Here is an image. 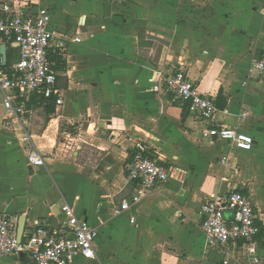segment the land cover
<instances>
[{
  "label": "crops",
  "instance_id": "crops-1",
  "mask_svg": "<svg viewBox=\"0 0 264 264\" xmlns=\"http://www.w3.org/2000/svg\"><path fill=\"white\" fill-rule=\"evenodd\" d=\"M10 1L17 0H0ZM30 1L48 9L59 35L80 42L60 49L56 39L49 50L63 105L35 97L21 118L44 166H27L19 128L0 127V214L42 219L58 216L66 202L98 232L97 258L80 262L222 264L200 230L199 206L235 189L251 198L262 232L256 262L239 249L227 264H264V69L253 65L264 61L263 0ZM170 65L183 66L222 106L217 123L255 139L251 152L199 137L185 108L163 96L160 71ZM5 116L2 99L0 122ZM138 139L161 155L172 178L136 212L114 217L132 191L125 167Z\"/></svg>",
  "mask_w": 264,
  "mask_h": 264
},
{
  "label": "built area",
  "instance_id": "built-area-1",
  "mask_svg": "<svg viewBox=\"0 0 264 264\" xmlns=\"http://www.w3.org/2000/svg\"><path fill=\"white\" fill-rule=\"evenodd\" d=\"M59 34L52 26L48 9L30 0L0 2V47L6 46L11 54H6L5 67L0 56V92L6 113L0 127L6 133H14L19 128L18 140L26 152V164L30 169L43 167L45 162L24 130L21 118L27 114V106L35 97L53 102L55 106L63 105V95L56 88L58 76L49 60V50L56 39L60 40V49L80 42L79 38L70 40ZM253 65L258 73L264 69V61ZM160 84L164 94L173 103L184 107L198 124L201 139L223 141L243 152L253 150L255 139L252 136L237 127L216 122L218 114L226 111L218 110L215 98L202 94L183 66L176 70L171 68L168 72L167 68L161 70ZM125 178L132 191L113 207L114 217L136 212L144 199L169 182L172 171L145 141L138 139L131 148ZM58 213V216L51 214L42 219L26 217L20 242L16 239L19 216L0 214V262L7 257L29 264H75L78 259L95 260L97 230L87 219L77 216L66 202L59 206ZM199 215L206 244L219 248L222 264H227L230 253L239 249L253 262L257 261L255 252L261 225L248 195L235 189L213 194L200 203ZM130 223H134L133 218Z\"/></svg>",
  "mask_w": 264,
  "mask_h": 264
},
{
  "label": "rangeland",
  "instance_id": "rangeland-1",
  "mask_svg": "<svg viewBox=\"0 0 264 264\" xmlns=\"http://www.w3.org/2000/svg\"><path fill=\"white\" fill-rule=\"evenodd\" d=\"M17 1H19V2H21V1H23V0H17ZM184 0H180L179 2L180 3H182ZM202 1H206V0H202ZM174 7L175 8H178L179 7V3L177 4V3H175V5H174ZM176 10V9H175ZM178 10V9H177ZM176 10V13L174 14L176 17V20L178 19V13H181V12H178ZM189 11V10H188ZM203 12H205V10H203ZM203 12H200V15H201V13H203ZM201 16H203V15H201ZM237 24H238V22H235L234 24H232V26H233V28H236L237 27ZM252 30V29H251ZM154 46H157V49H160V44H158L157 42L156 43H154ZM169 51H170V53H171V51H172V49H169ZM184 51V50H183ZM171 68H173V70H176L177 69V67L175 66V67H173V66H168V68H167V72L168 71H170L171 70ZM160 86H161V84H159ZM163 96H166V97H169V96H167V95H165L164 93H163ZM169 99H170V97H169ZM1 100H2V94H1V92H0V103H1ZM171 100V99H170ZM171 102V101H170ZM175 104V103H174ZM218 108V107H217ZM218 110H220L219 108H218ZM156 156L159 158V159H161L162 160V158H161V155L160 154H156ZM164 161V160H163ZM165 162V161H164ZM48 178H50L49 176H48ZM51 179V178H50ZM60 188V190L63 192V193H66V190L65 189H63V187H59ZM55 189H56V191L57 192H59V190H58V187H55ZM77 192H78V190H77ZM82 195H84V196H86V194H82ZM64 202H62V203H59L58 204V206H61L62 204H63ZM76 207L78 208V209H80L81 207H82V204L81 203H77L76 204ZM89 219H92V218H90V214H89ZM95 220V218L93 219V221ZM78 261V263H76L75 262V264H99L98 262H93V261H90V262H80L81 260H77Z\"/></svg>",
  "mask_w": 264,
  "mask_h": 264
},
{
  "label": "water",
  "instance_id": "water-1",
  "mask_svg": "<svg viewBox=\"0 0 264 264\" xmlns=\"http://www.w3.org/2000/svg\"><path fill=\"white\" fill-rule=\"evenodd\" d=\"M7 48L6 46L0 47V56L2 58V66L5 67L7 65ZM228 217L230 215H227ZM24 222H25V216H21L18 221L17 225V232H16V239L18 242L21 241L22 233L24 230Z\"/></svg>",
  "mask_w": 264,
  "mask_h": 264
},
{
  "label": "trees",
  "instance_id": "trees-1",
  "mask_svg": "<svg viewBox=\"0 0 264 264\" xmlns=\"http://www.w3.org/2000/svg\"><path fill=\"white\" fill-rule=\"evenodd\" d=\"M43 101V100H42ZM216 105H217V107L219 108V109H222V106L221 105H219V104H217V101H216ZM261 232H262V229H261ZM260 235H261V233H260ZM260 237V236H259Z\"/></svg>",
  "mask_w": 264,
  "mask_h": 264
}]
</instances>
